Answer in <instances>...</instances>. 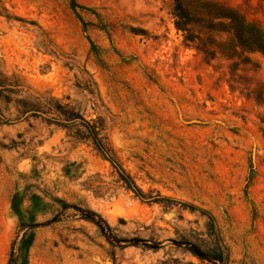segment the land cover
Wrapping results in <instances>:
<instances>
[{
  "label": "rangeland",
  "instance_id": "374dc122",
  "mask_svg": "<svg viewBox=\"0 0 264 264\" xmlns=\"http://www.w3.org/2000/svg\"><path fill=\"white\" fill-rule=\"evenodd\" d=\"M180 1L0 0V264H264V0Z\"/></svg>",
  "mask_w": 264,
  "mask_h": 264
},
{
  "label": "trees",
  "instance_id": "16d2710c",
  "mask_svg": "<svg viewBox=\"0 0 264 264\" xmlns=\"http://www.w3.org/2000/svg\"><path fill=\"white\" fill-rule=\"evenodd\" d=\"M175 9H176V15L179 17V21H177L178 25H182V24H187L188 22L191 21L190 15L187 13V11L185 10L183 3L180 0H176V5H175ZM11 81L9 80L8 77H6L5 75H3V73L0 71V96H3V92L4 91H11V92H15L14 91V85L12 83H10ZM24 100H21V102ZM54 101V100H52ZM56 103L58 104L59 108H54L53 106L50 108L52 110H56V112L59 115H63L65 116L64 120L67 121H75L77 119H81L82 121L80 122V124L83 126L84 128V132H83V137L84 139H88L91 140L93 142V144L95 145V147L101 151L104 155L111 157V159H113V163L117 164L116 161H114V156L112 153V149L109 146V143L105 140L106 138L103 135V128L96 124V123H91L89 121H86L81 115H79L78 113H72L71 115H68L67 112L62 111V109L65 106L68 105H62L60 104L58 101H56ZM41 106L42 103L40 102ZM40 104H33L30 106H26L23 110H20V112L22 114H26L28 112H34L35 114H37V111H40L41 108ZM119 167V166H118ZM121 173L120 176L123 180H125L126 184L128 187H134L136 188L137 192H139L142 196V191L135 185V183L131 180V178L129 176H125L124 171L121 170V168L119 167ZM123 173V174H122ZM65 206H69V205H65ZM15 208L16 210H18L19 206L16 203L15 204ZM90 214L92 215H98L95 211L92 210H87ZM99 227L104 230V227L102 225H100L98 223ZM33 240V236L32 233L29 234L27 231L24 233L22 239L19 242V248L18 250L23 251L25 247H28L31 245ZM191 251L193 252L194 255H196L198 258H200L201 260H209L211 262H213L214 264H227V254H226V247L221 243V241H217V249L214 251V253L208 254L205 251H203L201 248L197 247L195 249H191Z\"/></svg>",
  "mask_w": 264,
  "mask_h": 264
},
{
  "label": "water",
  "instance_id": "95a60500",
  "mask_svg": "<svg viewBox=\"0 0 264 264\" xmlns=\"http://www.w3.org/2000/svg\"><path fill=\"white\" fill-rule=\"evenodd\" d=\"M106 264H110V262H109V261H107V262H106Z\"/></svg>",
  "mask_w": 264,
  "mask_h": 264
}]
</instances>
